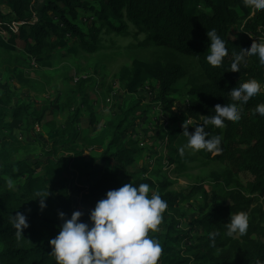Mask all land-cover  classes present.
Segmentation results:
<instances>
[{
    "label": "trees",
    "instance_id": "1",
    "mask_svg": "<svg viewBox=\"0 0 264 264\" xmlns=\"http://www.w3.org/2000/svg\"><path fill=\"white\" fill-rule=\"evenodd\" d=\"M95 1L96 7L93 0H46L34 11L33 0H0V31L5 33H0V65L6 64L9 70L38 67L36 70L42 72L38 78L28 72L11 71L21 88L30 89L32 97L56 80L50 70L57 49L66 48L72 41L73 45L66 48L67 56L76 57L81 50L92 55L105 48L101 34L125 36L131 25L135 35L144 36L135 47L147 49L149 58L133 59L129 66H122L116 73L117 81L129 94L139 93L148 84L155 90L154 100L165 106L172 128L167 135L171 143L167 164L176 167L192 157L190 151L184 155L179 152L183 139H187L182 134L185 122L189 133L194 132V127L215 115L216 104L232 102V87L256 79L261 82V91L243 105L239 121L226 120L222 129L205 127L210 137H222L220 151L195 152L208 167V179L214 183L226 180L227 189L206 193L202 187L193 186L181 192L172 188L173 181L167 177L155 181L152 175L161 172V156L152 171L134 167L136 144L121 142V136L133 118L150 107L137 99L114 114L96 136H84L81 147L74 145L72 134L80 107H88L90 101L93 78L83 76L90 70L87 66L78 68L81 76L64 91L60 106L65 112L63 123L55 118L45 121L48 114H56L59 109L52 102L39 110L30 109L26 103H15L7 86L0 84V264H55L49 241L62 224L58 213L64 212L66 218L74 211L84 215L108 190L128 183H147L167 202L157 231L149 232L162 248L158 264H264V208L255 198L258 195L264 201V116L255 111L264 103V66L257 56H249L240 63V70H230L233 54L250 46L251 36L264 39V10L245 7L242 0ZM81 11L93 16L87 32L76 23ZM211 30L226 42L228 50L218 67L206 60L210 52L206 33ZM188 57L193 58L192 64H186ZM101 59L93 58L94 71ZM184 78L187 104L175 111L173 98ZM34 122L44 123L48 131L45 157L16 159L31 144L18 138L16 132L29 129ZM96 146L105 147L98 157L87 159L82 148ZM100 161L106 165L98 170ZM242 174L248 175L245 188ZM18 179L21 183L15 187L12 181ZM48 191L47 207L41 210L35 194ZM200 192L203 200L199 215L190 224L197 235L192 236L178 228L183 216L181 205ZM17 212L24 214L29 224L22 236H17L12 223ZM240 212L248 216V229L243 235L229 237L226 224L231 214ZM83 215L81 220L85 222Z\"/></svg>",
    "mask_w": 264,
    "mask_h": 264
},
{
    "label": "rangeland",
    "instance_id": "2",
    "mask_svg": "<svg viewBox=\"0 0 264 264\" xmlns=\"http://www.w3.org/2000/svg\"><path fill=\"white\" fill-rule=\"evenodd\" d=\"M46 0H33V10H37ZM92 5L96 7V1L93 0ZM93 20L92 13L89 11H81L76 23L83 32H87L91 21ZM17 29V28H16ZM1 35L5 33L0 31ZM133 27L129 25V33L125 36L116 35L115 33H103L101 34L102 44L105 48H101L98 51L89 54L80 51L76 57L67 56V47L73 45L72 41L68 42V45L64 49H57L54 55L53 68L51 73H55V81L52 82V86H46L45 90L36 93L32 97H29L30 89L21 88L16 80L15 73L11 72H25L29 73L32 77L38 78L42 72L36 70V66L32 68H20L15 67L13 70H9L7 65H0V84H5L7 90L13 95L15 103H26L30 109L39 110L42 106L50 104L59 107L56 114H48L46 120L55 118L58 122L63 123L65 118V112L60 109L61 102L63 101L64 91L69 89L74 84V79L81 76V71L78 68L87 66L90 70L85 72L83 76H92L93 81L89 88V106L80 107V117L76 124V128L73 131L74 145L81 147L83 144L82 138L84 136L94 137L105 126L106 122L111 120L116 114L120 113L132 100H139L142 104H147L146 110L138 116L133 118L132 123L125 128L124 134L121 136V142L129 141L135 142L138 152L135 155L134 167L147 168L148 171L155 169L157 159L159 156L161 159V172L159 175H152L155 181H160L164 177H167L173 181L172 188L177 191L186 192L193 186L202 187L206 193L209 191L221 192L227 189L226 180L214 183L213 180H209L207 176L208 167L202 164L204 160L197 153L189 152L194 160L188 159L181 167L175 165H168L166 155L168 154V148L171 144L169 142L168 132L172 129L171 122L168 119V112L165 106L159 101L154 100V95L157 94L150 84L142 88L137 94H129L117 81L116 73L122 66H129L133 59L147 60L149 58V51L147 49L136 48L135 45L144 39L143 34L135 35ZM253 41H264L263 38L254 39ZM17 46H21V43L17 41ZM102 57L99 61V65L95 68L92 67L93 58ZM193 58L188 57L186 64H192ZM83 73V72H82ZM56 75V76H55ZM186 79H182L177 84L178 93L174 99V110L179 111L183 109L186 104ZM264 88V84L262 86ZM55 88V89H54ZM60 89L63 94L60 93ZM115 114V115H114ZM8 121V118L5 119ZM190 123V121H189ZM48 131L44 123L34 122L33 126L29 129H19L16 132V136L23 141H29L31 144L22 150L16 159L27 157L29 160L44 159V149H47ZM177 143V140L173 142V146ZM187 139H183L180 145H184ZM105 146L96 147H84L82 148L85 157H98L103 151ZM187 160V159H186ZM86 167H88V160H86ZM104 165L103 162L96 164L97 169H101ZM248 175H240V179L245 181L243 187L248 180ZM13 185L17 187L21 183V179L13 180ZM246 193L245 189L242 190ZM258 202L263 205L264 201L255 196ZM203 200V192L196 194L187 203L181 205V214L178 228L184 229L192 236L197 234L191 228V222L199 215V205ZM82 211L84 209L81 208ZM90 211H85L83 217L85 222H89Z\"/></svg>",
    "mask_w": 264,
    "mask_h": 264
},
{
    "label": "clouds",
    "instance_id": "3",
    "mask_svg": "<svg viewBox=\"0 0 264 264\" xmlns=\"http://www.w3.org/2000/svg\"><path fill=\"white\" fill-rule=\"evenodd\" d=\"M242 3L245 7L264 10V0H242ZM206 35L210 41L206 60L212 67L221 66L223 58L228 55L226 42L215 30L207 31ZM249 56H257L259 64L264 66V41H253L250 46L242 47L239 53H234L230 70H240V63L246 62ZM260 91L261 82L256 79L240 83L229 91L232 102L216 104L215 115L206 118L203 125L194 127V132L189 133L185 122L182 134L187 142L179 149L180 154L184 155L186 150L219 152L222 137H210L205 127L211 125L222 129L226 120L239 121L243 105ZM255 111L264 116V103L258 104ZM35 195L36 199L39 198V208L45 209L49 191ZM167 207L160 193L147 183L138 186L128 183L108 190L90 210L87 223L82 222L81 211H74L70 218H66L64 212L58 213L62 224L56 237L49 241L50 255L55 264H158L162 248L149 232L157 231ZM12 223L17 236H22L23 229L29 227L26 216L20 212L13 216ZM247 229L246 213L231 214L225 234L229 237L237 233L243 235Z\"/></svg>",
    "mask_w": 264,
    "mask_h": 264
}]
</instances>
